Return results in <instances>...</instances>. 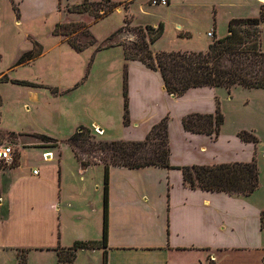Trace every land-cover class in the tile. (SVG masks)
I'll list each match as a JSON object with an SVG mask.
<instances>
[{"label":"crops","instance_id":"1","mask_svg":"<svg viewBox=\"0 0 264 264\" xmlns=\"http://www.w3.org/2000/svg\"><path fill=\"white\" fill-rule=\"evenodd\" d=\"M111 1L121 5L134 0ZM175 1L169 0L168 10ZM217 2L192 0L187 5L214 7ZM260 4L259 13L264 9V2ZM174 25L179 30L175 43L192 40L188 23ZM157 41L151 46L154 52H171L155 51ZM204 42L203 51L211 41ZM127 72L130 123L125 126L122 115L121 140L141 141L152 125L167 117L171 167L255 161V147L249 150L237 134L223 137L220 131L212 138L183 129L184 116L214 114L220 108L218 88H193L175 97L165 91L160 74L140 62L127 61ZM89 126L102 131V137L107 133L105 121L93 120ZM11 133L17 137L11 146L14 158L0 167V264H18L22 251H27L26 264H58V248L99 242L103 166H82L66 142L69 137L58 141L45 135L57 141L51 147L44 142L31 145L43 134ZM255 191L247 196L201 191L186 186L180 170L111 166L107 247L76 251L74 264H88L92 255L103 261L104 251L107 264H262L264 207L252 201Z\"/></svg>","mask_w":264,"mask_h":264},{"label":"rangeland","instance_id":"2","mask_svg":"<svg viewBox=\"0 0 264 264\" xmlns=\"http://www.w3.org/2000/svg\"><path fill=\"white\" fill-rule=\"evenodd\" d=\"M22 1L0 0V79H8V82H0V146H12L17 137L11 132L30 136L43 134L64 141L79 127L90 130V143L121 140L124 137L120 126L123 81H127L128 73L121 44L139 40L131 28L146 25L156 28L163 24V34L155 51H203L204 40L213 42L227 35L230 20L260 18L261 5V1L256 0H218L214 7L193 8L187 5L192 0H176L168 10L169 2L163 6L155 5L154 0H134L108 11L102 3L98 7L92 4L101 0H87L86 9L77 13L70 8L84 0H59L56 10V0ZM177 21L188 23L193 31L192 40L186 41L187 44L175 43L179 33L174 25ZM126 24L128 28L118 33ZM259 28L264 50V22ZM54 31L58 35H54ZM92 39L95 44L87 46ZM67 40L87 47L76 52ZM110 45L114 46L108 47ZM39 47L40 56L17 65L24 53ZM19 81L30 85L17 84ZM216 92L224 120L221 136L235 137L247 132L257 139L256 144H248L249 150L256 149L255 163L259 172V185L252 201L264 207V157L261 158L264 153V90L236 86L229 91L218 88ZM93 120L105 121L108 127L105 136L102 137V131L98 133L96 127L89 128ZM41 142L32 139L31 145ZM86 150V145L72 149L80 163L103 166L104 162H109L104 153ZM242 157L244 159L245 155ZM32 160L36 162V157ZM4 164L0 163V167ZM23 254L27 256V251ZM102 262L101 257L92 255L88 264Z\"/></svg>","mask_w":264,"mask_h":264},{"label":"trees","instance_id":"3","mask_svg":"<svg viewBox=\"0 0 264 264\" xmlns=\"http://www.w3.org/2000/svg\"><path fill=\"white\" fill-rule=\"evenodd\" d=\"M84 0L70 10L81 13L86 9ZM89 3V2H88ZM102 3L108 11L119 4L111 0H101L93 3L97 7ZM82 9V10H81ZM81 10V11H80ZM264 22L263 8L260 18L232 19L228 22L227 35L215 39L205 51L187 52L171 51L153 53L151 46L163 34V24L144 28L135 26L131 28L139 40L121 44L125 61H138L147 69L158 72L162 78L165 91L172 96L180 97L193 88H224L228 91L236 86L244 89L264 90V50L260 44V24ZM128 25L118 29L123 32ZM146 31V32H145ZM54 35H58L53 32ZM67 36V34H62ZM141 35V36H140ZM68 45L76 52H82L87 46H93L92 39L88 45L79 46L74 41L67 40ZM120 45V44H116ZM110 45L108 47H112ZM41 55L40 47L24 53L17 65L27 63ZM0 82H8L5 77ZM17 84L30 85L27 82ZM123 124L129 125L127 81H123ZM1 105V99H0ZM224 120L219 108L214 114H188L181 119L186 132L207 135L217 138ZM90 130L79 127L67 139L71 149L87 146L86 151L104 153L109 162L103 163V228L102 239L99 242H76L72 247L63 249L65 255L58 251L59 264H71L76 257V251L87 249H100L107 247L108 233V170L111 166L128 169L144 167H158L163 169H176L182 172L183 182L191 189L207 192H221L229 195L247 196L254 192L259 185V172L255 161L247 163H221L214 165H191L185 167H171L169 164L168 118L164 117L151 126L145 138L141 141H106L88 142ZM238 138L247 143H257V139L247 132H241ZM43 142H49L51 147L57 146V141L45 135H39ZM90 149V150H89ZM77 159L76 154L74 155ZM78 160V159H77ZM88 166V164H82ZM261 227H264V214L261 215ZM22 251L18 264H26V256ZM103 264H107L104 251ZM209 264H214L210 261ZM264 264V259L263 263Z\"/></svg>","mask_w":264,"mask_h":264},{"label":"built area","instance_id":"4","mask_svg":"<svg viewBox=\"0 0 264 264\" xmlns=\"http://www.w3.org/2000/svg\"><path fill=\"white\" fill-rule=\"evenodd\" d=\"M169 0H154L155 5H163L166 6ZM208 37H212V34L208 33ZM14 151L11 146L1 145L0 146V162L2 163H10L13 161ZM33 174H37V171H33Z\"/></svg>","mask_w":264,"mask_h":264},{"label":"bare ground","instance_id":"5","mask_svg":"<svg viewBox=\"0 0 264 264\" xmlns=\"http://www.w3.org/2000/svg\"><path fill=\"white\" fill-rule=\"evenodd\" d=\"M261 2H264V0H260Z\"/></svg>","mask_w":264,"mask_h":264}]
</instances>
